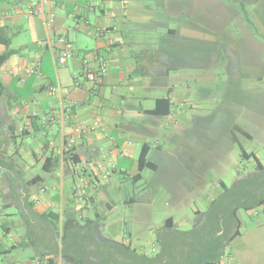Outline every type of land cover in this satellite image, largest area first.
I'll list each match as a JSON object with an SVG mask.
<instances>
[{"label": "rangeland", "instance_id": "374dc122", "mask_svg": "<svg viewBox=\"0 0 264 264\" xmlns=\"http://www.w3.org/2000/svg\"><path fill=\"white\" fill-rule=\"evenodd\" d=\"M140 2L134 47L165 50L150 69L172 68L177 119L165 117V140L151 152L157 171L137 182L113 175L114 207L98 204L103 224L83 233L65 222L64 264L70 250L87 256L84 264H264V0ZM167 89L151 88L143 105ZM118 239L126 242L108 243Z\"/></svg>", "mask_w": 264, "mask_h": 264}, {"label": "crops", "instance_id": "0c3cea01", "mask_svg": "<svg viewBox=\"0 0 264 264\" xmlns=\"http://www.w3.org/2000/svg\"><path fill=\"white\" fill-rule=\"evenodd\" d=\"M32 1L39 0H0V33L14 50L3 66L0 101V264H64L65 222L68 231L83 233L92 221L103 224L107 217L98 204L114 207L113 175L134 180L141 172L143 179L138 160L144 144L149 137L158 141L150 145L151 159L165 140V117L178 114L152 115L155 105H143L151 88L169 92L172 68L163 65L153 75V55L165 50L134 47L130 26L140 0H49L45 9L56 15L50 33L41 16L29 13ZM68 45L73 56L60 63ZM7 49L0 43V54ZM101 57L107 68L93 90L85 70L100 71ZM58 84L67 92L52 93ZM163 96H155V104ZM176 223L165 225L174 229ZM118 241L108 243L126 242ZM68 255L70 264L86 262L85 255Z\"/></svg>", "mask_w": 264, "mask_h": 264}, {"label": "trees", "instance_id": "16d2710c", "mask_svg": "<svg viewBox=\"0 0 264 264\" xmlns=\"http://www.w3.org/2000/svg\"><path fill=\"white\" fill-rule=\"evenodd\" d=\"M0 43L6 45L8 47V49L5 52L0 54V101H1L2 96L6 90V82L3 78L4 74H5L3 66L8 61L10 55H12L14 50L9 48L10 43H11L10 38L4 36L1 33H0ZM172 92H173V90L170 88L169 92L165 96L157 98L155 107L151 110H148V111L152 115H157V116L171 115L172 111H173V105H174V100L172 98ZM236 129L239 132H242L243 134L247 135L248 137H251V134L248 131H246L245 129H243L242 127L237 126ZM149 151H150V145L144 144L142 151H141V154H140V157H139V160H138L140 171L147 169V168L153 169V170H157V168H158V164L149 158ZM242 156L244 158L254 157L257 160L258 166L262 168L263 164L261 163V161L259 160V158L256 156V154L254 152H247L245 149L242 148ZM141 179H142V174H141V172H139L134 177V181L137 182ZM222 184L225 185L224 183H222ZM260 203H262V204L264 203V198L261 199ZM167 221L170 222L171 226L174 225V218L173 217L168 218ZM237 233L239 234V231H237ZM208 264H215V263L209 262Z\"/></svg>", "mask_w": 264, "mask_h": 264}, {"label": "built area", "instance_id": "2783aa9c", "mask_svg": "<svg viewBox=\"0 0 264 264\" xmlns=\"http://www.w3.org/2000/svg\"><path fill=\"white\" fill-rule=\"evenodd\" d=\"M49 2V0H39V1H32L29 6V13L32 15H38L43 18L44 26L46 28V31L48 33L51 32V30L54 28L55 21H56V15L55 13L50 10L47 11L45 9L46 3ZM73 56V50L70 45H68L59 55L58 61L60 63H66L67 60ZM101 60V68L100 71H94L91 69L85 70L86 79L90 82L91 89L95 90L99 83L102 81V73L107 68V60L104 57L100 58ZM88 68V66H87ZM52 93H60L62 95V92H67V89H64L60 84L51 87ZM68 110L71 109L69 105H67ZM65 114V109L62 111L60 115V119L63 120V116ZM75 142V138L71 137L67 141V146L69 148H72L73 144ZM78 173V171H77ZM80 192V190H79ZM2 217V213L0 212V218ZM39 264V263H37Z\"/></svg>", "mask_w": 264, "mask_h": 264}]
</instances>
